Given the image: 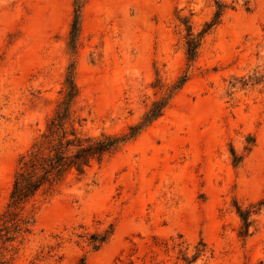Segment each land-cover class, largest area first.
I'll return each instance as SVG.
<instances>
[{
    "label": "rangeland",
    "instance_id": "rangeland-1",
    "mask_svg": "<svg viewBox=\"0 0 264 264\" xmlns=\"http://www.w3.org/2000/svg\"><path fill=\"white\" fill-rule=\"evenodd\" d=\"M71 73L83 138L166 105L29 200L3 264H264V0H0V215Z\"/></svg>",
    "mask_w": 264,
    "mask_h": 264
},
{
    "label": "trees",
    "instance_id": "trees-1",
    "mask_svg": "<svg viewBox=\"0 0 264 264\" xmlns=\"http://www.w3.org/2000/svg\"><path fill=\"white\" fill-rule=\"evenodd\" d=\"M216 5L217 11L213 22L197 37L192 36L188 27L189 61H195L202 37L219 22L223 14L224 6L218 2ZM184 82L185 80L182 84ZM64 92V99L48 124L46 132L22 160V166L14 181L8 211L0 215V241L3 243L13 241L14 235L27 223L19 219L18 211L22 210L40 190L60 182L70 170L74 169L79 175H83L92 161H101L106 154L116 150L122 143L135 138L144 127L161 116L166 105L164 102L156 103L142 125L133 129L129 136L117 138L103 135L99 139L83 138L71 124L72 107L79 94L72 73L68 77ZM240 215L244 222V230L241 233L247 235L250 225L248 215L243 212H240ZM8 223H11L10 227L7 226ZM0 264H3L1 258Z\"/></svg>",
    "mask_w": 264,
    "mask_h": 264
}]
</instances>
